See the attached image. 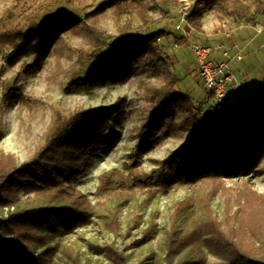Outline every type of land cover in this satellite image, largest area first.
Returning <instances> with one entry per match:
<instances>
[{"label": "trees", "instance_id": "16d2710c", "mask_svg": "<svg viewBox=\"0 0 264 264\" xmlns=\"http://www.w3.org/2000/svg\"><path fill=\"white\" fill-rule=\"evenodd\" d=\"M160 1L104 0L101 6L86 13L84 19L58 17L27 33L21 29L2 31L0 43L12 50V59L22 57L32 46L40 54H46L63 43L64 34L82 28L88 44L96 49L78 52V60L69 76V86L78 88L91 87L103 80L121 83L141 66L139 60L144 58L143 66L161 79V84L146 86L150 116L139 133L141 146L135 154L136 159L141 160L154 149V139L164 118L170 126L177 124L179 118V127L190 137L185 147L173 153L172 161L167 159L162 163L161 175L148 182L135 180L129 173L137 165L105 173L100 177L99 198L112 200L125 196L128 188L138 192L153 186L172 189L215 181L212 190L198 200L205 220L183 227L181 219L193 208L194 201L188 199L175 206L167 240V261L171 262L186 248H195L193 258L181 264H209L208 255L219 264H264V257L256 256L250 248L264 241V196L248 186L242 195L233 199L227 196L222 183L225 179L241 176L264 154V81L245 101L213 104L207 111L196 107L190 96L177 90L180 80L174 74V64L157 43L169 34L160 31L141 36L134 27L133 17L147 29L158 25L160 21L154 20L150 13L158 9ZM193 1L196 5L186 21L198 33L204 32L206 9L223 14L236 25L256 26L252 11L264 5V0ZM109 7L130 16L116 39L100 26L103 13ZM99 47H107V50L102 53ZM126 50L133 51L124 58L122 54ZM15 92L21 96V90ZM208 98L213 100L212 94L207 93ZM123 117V109L118 106L77 110L69 116L58 114L44 145L29 161L18 164L13 155L0 154V208L17 205L20 193L40 199L47 196L49 205L59 199L66 201L62 206L19 211L2 220L0 264H52L57 248H46L48 237L57 239L90 223V202L77 186L90 170V157L106 141L105 134L110 138L113 129L121 127ZM218 192L226 196L223 222L210 209ZM112 226L118 229L117 217ZM154 233L152 228L148 229L135 245L150 241ZM106 252L113 260L120 257L113 248H107Z\"/></svg>", "mask_w": 264, "mask_h": 264}, {"label": "rangeland", "instance_id": "374dc122", "mask_svg": "<svg viewBox=\"0 0 264 264\" xmlns=\"http://www.w3.org/2000/svg\"><path fill=\"white\" fill-rule=\"evenodd\" d=\"M176 1L174 4L173 0H161L158 9L150 13L154 20L160 21L158 25L147 29L137 17H133L134 27L141 36L160 31L169 34L157 43L165 57L174 64V74L180 80L177 90L190 96L196 107L207 111L215 103L207 99V92L195 74L197 62L190 44L210 43L203 40L188 41L189 36H185L186 31H189L186 19L196 3L193 0ZM103 2L0 0V32L21 29L27 33L58 17L84 19L86 13L94 11ZM204 13L217 29L231 31L241 26L213 9H206ZM103 14L101 28L113 38H119L120 28L130 16L120 14L115 7L106 8ZM251 17L256 18L259 33H264V5L255 7ZM263 33L253 43L255 50L259 47L255 52L259 60L248 67L249 74L254 71V78L251 79L257 78L264 65V48L260 49L264 47ZM62 40L61 45L53 47L46 54H40L32 46L22 57L15 59L10 57L12 50L0 43V154L13 155L18 164L29 161L44 145L51 124L58 114L69 116L77 110H102L118 106L123 109L124 117L121 127L113 129L114 138H108L109 134H105L106 141L90 157V170L77 186V190L90 202V223L63 237H48L46 248H57L52 264H181L193 258L196 249L186 248L176 254L171 262L167 261V240L172 229L175 206L188 199L194 201L193 208L181 219L180 225L183 227L193 221L205 220L198 200L201 195L212 190L215 181L172 189L153 186L138 192L128 188L125 196L112 200L100 199L98 196L100 177L105 173L123 171L137 165L129 173L135 180L148 182L161 175V166L165 160L172 161L173 153L187 145L190 135L179 127L180 119L177 118V124L170 126L168 119L164 118L154 139V149L141 160L135 157L141 146L138 138L140 130L150 116L145 89L147 85H160L161 79L143 66V58L139 60L141 66L121 83L103 80L91 87H71L70 70L78 60L79 50L92 52L96 48L88 44L82 28L64 34ZM99 49L103 53L107 47ZM132 51H124L123 57L130 56ZM247 52L245 50L244 53ZM243 63L240 68L244 67ZM238 76L244 80V75L239 73ZM15 90H21V96ZM222 183L227 189V196L233 199L242 195L248 186L264 196V154L249 170H244L241 176L225 179ZM19 196L20 202L17 205L0 208V222L19 211L51 208L66 203L64 199H59L49 205L47 196L43 199L32 194L27 196L20 193ZM226 203V196L222 192H218L210 203L213 215L221 222L225 220ZM116 217L118 229L112 226ZM150 228L155 231L153 238L136 246ZM107 248H113L120 257L113 260L106 252ZM250 248L256 256L264 257V241ZM208 262L219 264L211 255H208Z\"/></svg>", "mask_w": 264, "mask_h": 264}, {"label": "crops", "instance_id": "0c3cea01", "mask_svg": "<svg viewBox=\"0 0 264 264\" xmlns=\"http://www.w3.org/2000/svg\"><path fill=\"white\" fill-rule=\"evenodd\" d=\"M257 27L258 26L251 25L239 26L231 31L229 29H217L212 20L206 17L205 13L203 19V33L194 31L188 25L189 31H186L187 35H185L186 37L189 36L188 41H209L210 44L208 45H212V47L215 48L213 54V58L215 61L225 62L229 59L234 58L236 53L238 52H241L244 55V60L236 62L234 65L235 71H237L238 74L240 73L241 75H244V86L240 91L233 93L231 96L229 95L227 100L228 103L242 102L249 99L253 95L259 84L264 81V65L262 66L260 74H257L256 72L257 78L255 79H251L254 78L252 76L254 71L250 72L249 74L248 68L255 62L257 63V61L259 60L257 59L258 56L255 53L257 49L259 50V47L255 50L253 48V43L263 32L259 33ZM262 48L264 47H260V49ZM245 50L248 51L247 54L244 53ZM241 63L245 64L243 68H240ZM262 63L264 64V60H262ZM195 74L198 77L197 71H195Z\"/></svg>", "mask_w": 264, "mask_h": 264}, {"label": "built area", "instance_id": "2783aa9c", "mask_svg": "<svg viewBox=\"0 0 264 264\" xmlns=\"http://www.w3.org/2000/svg\"><path fill=\"white\" fill-rule=\"evenodd\" d=\"M190 48L196 59L198 78L204 90L212 94L215 104H225L229 95L238 92L244 85V80L238 76L234 68L236 62L244 60V55L238 52L232 59L217 62L213 58L215 48L212 46L192 42Z\"/></svg>", "mask_w": 264, "mask_h": 264}]
</instances>
